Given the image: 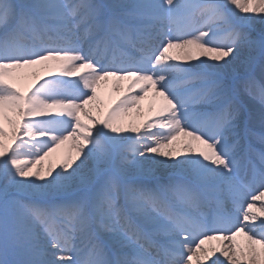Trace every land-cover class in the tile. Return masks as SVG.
<instances>
[{
  "label": "snow or ice",
  "instance_id": "obj_1",
  "mask_svg": "<svg viewBox=\"0 0 264 264\" xmlns=\"http://www.w3.org/2000/svg\"><path fill=\"white\" fill-rule=\"evenodd\" d=\"M258 77L264 0H0V264H264Z\"/></svg>",
  "mask_w": 264,
  "mask_h": 264
},
{
  "label": "rangeland",
  "instance_id": "obj_2",
  "mask_svg": "<svg viewBox=\"0 0 264 264\" xmlns=\"http://www.w3.org/2000/svg\"><path fill=\"white\" fill-rule=\"evenodd\" d=\"M41 77L43 78H48L46 76H44L43 73L40 74ZM67 79H74V78H67ZM36 82L35 78H31V79H20L16 82V86L19 87L22 91L24 92H28L29 88L31 85H33ZM262 82L260 80V78H257V84L256 87L259 88L262 85ZM125 83L123 82H119V86L117 87V82H107V83H102V85L100 86V88L97 89V94H98V103L100 105L101 108V112L106 113L110 108L115 107L119 101H120V96L122 95V89H123V85ZM245 103H252V108L251 111L255 114L256 119L254 120L255 124H256V129H259L260 123H259V113H260V103L258 98L257 99H252L248 96L244 97ZM141 106L143 107V105H140V110ZM144 110V109H143ZM144 112H137L136 109H132L130 112L127 113L126 116L123 117V123L124 125L127 126H138L141 127L144 123V121L146 120L145 116H144ZM132 113V114H131ZM98 113L93 110V115H97ZM34 119H40L39 117H36ZM86 122V121H85ZM5 129H8V126L5 124ZM142 130V128H141ZM153 131H157V130H153ZM130 135H135L134 133H127ZM123 135V134H121ZM70 148V144L69 145H63L61 146V148L57 151V153L53 154L52 157H50L48 160L43 161L44 167L45 169L47 168L49 162H51L53 165H58L59 163L62 162V156L69 150ZM72 155H75V152H72ZM149 155L151 156H155L156 154H152L150 153ZM157 159H163L162 157L157 156Z\"/></svg>",
  "mask_w": 264,
  "mask_h": 264
},
{
  "label": "bare ground",
  "instance_id": "obj_3",
  "mask_svg": "<svg viewBox=\"0 0 264 264\" xmlns=\"http://www.w3.org/2000/svg\"><path fill=\"white\" fill-rule=\"evenodd\" d=\"M31 78H35V77H32V76H30V75H28L27 77H26V79H31ZM36 79V78H35ZM111 82H114V81H111ZM125 82V91H124V93L120 96V100L125 96V95H130L131 93H127V86H128V81H124ZM34 90V89H33ZM151 97H152V93L151 92H149V94H148V96L145 98V102H144V109L146 110V112H148L149 114H150V112H149V107H150V105H151V103H152V100H151ZM142 104V103H141ZM143 110V109H142ZM132 114V113H131ZM149 118H151V114L149 115ZM260 133L261 134H264V128H260ZM177 147H179V145H177ZM261 219H264V217H262ZM259 221H257L256 223H258Z\"/></svg>",
  "mask_w": 264,
  "mask_h": 264
}]
</instances>
